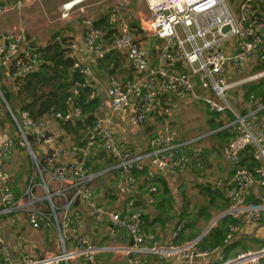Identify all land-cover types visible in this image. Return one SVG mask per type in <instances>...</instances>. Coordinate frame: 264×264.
<instances>
[{"label":"built area","instance_id":"1","mask_svg":"<svg viewBox=\"0 0 264 264\" xmlns=\"http://www.w3.org/2000/svg\"><path fill=\"white\" fill-rule=\"evenodd\" d=\"M28 0H0V16L9 3L21 6ZM78 0H72L75 2ZM86 0H82L78 6ZM71 2V1H70ZM232 2V3H231ZM77 6V5H76ZM63 18L73 7L63 5ZM150 17L142 20L141 29L163 43L161 64L152 66L135 31L118 8L109 14V24L115 30L110 41L103 39L105 31L89 23L81 41L68 40L73 59L72 70L81 79L73 82L67 99V111L57 113L64 121L84 119L77 102L80 90L91 87L93 72L75 59L80 49L92 52L98 59L108 54L125 53L137 74L136 80L109 76L108 103L114 112L131 110V121L142 125L146 120L165 118L171 112L170 97L179 100L203 101L214 114L230 113L231 119L211 132L190 139L166 126L149 141L142 152L131 150L120 141L109 124L97 123L84 145L76 142L61 144L20 107L14 110L0 88V95L15 126L14 133L0 129V259L2 264H71L82 260L87 264H102L100 256L124 255L123 264H264V240L244 252L226 253L223 247L202 249L199 242L227 216L237 222L227 224L225 243L233 242L243 227L264 224V101L251 93L243 96L242 108L235 106V90L244 83L264 77L262 73L242 76L253 64L264 65V0H154L149 1ZM229 26L227 32L223 28ZM60 38H57L59 40ZM187 66L181 71L177 64ZM44 59L32 46L24 31L0 34V72L14 83L40 69ZM195 81L213 98L195 93ZM93 96V93L92 95ZM104 104H99L103 108ZM224 136L221 155L233 164L231 175L221 183L229 202L228 209L211 220L207 228L194 239L178 243L185 222H180L169 240H164L158 226L151 229L146 219L147 208L159 193L154 182L159 175L181 176L187 171L202 169L206 149L201 141ZM218 138V137H217ZM217 141H220L218 138ZM215 145L217 142H213ZM17 152L26 153L41 176L32 175L22 197H18L3 161ZM106 152L113 159L107 170H95L91 158ZM250 156L254 166L239 165L242 156ZM109 171L121 176L119 201H101L94 183ZM145 179L146 203L135 195ZM44 175H48L47 181ZM52 184L55 188H52ZM43 189L45 194L39 195ZM257 200V203L252 200ZM79 201L76 204V201ZM120 204V205H119ZM24 211L33 229H52L56 236L51 252L33 253L20 248L18 257L5 238L6 223L2 217ZM89 225V226H88ZM107 228L108 239L96 242L94 229ZM131 242V244L121 243ZM115 263V262H114Z\"/></svg>","mask_w":264,"mask_h":264},{"label":"crops","instance_id":"2","mask_svg":"<svg viewBox=\"0 0 264 264\" xmlns=\"http://www.w3.org/2000/svg\"><path fill=\"white\" fill-rule=\"evenodd\" d=\"M137 6H141V7L139 8ZM114 8H118L121 15L125 17L128 21L136 16L140 20L139 25L141 24L142 20L149 18V17L144 18L147 16V15L144 16V13L148 10L146 0H86L79 5L80 13H77L73 18L67 21L63 29L61 28V30L57 32L56 34L58 35L57 38L61 36V37H69V39L73 38L77 41H81L83 32L90 23L93 26L96 25L100 28H103V30L105 31L103 39L105 41H110L115 36V30L114 28H112L111 29L112 33H109L110 29L107 30L105 21L107 20V24L110 26L109 14ZM121 8H123V10H121ZM135 35H136V39L144 47L146 57L149 63L152 66H158L159 64H161L160 58L163 49L162 41L157 39L156 37H153L150 34H147L143 30L139 33L135 32ZM54 37L55 36H53L50 40H53ZM30 42L32 46L36 48L45 47L48 44V42L45 45L38 44L34 40ZM67 54L68 56L71 57L72 53L70 49L68 50ZM73 56L75 57V59L88 65L93 72L91 78V87L93 90L92 98H96L98 101V105L93 114V116L97 121L96 124L97 123H100L101 125L109 124L113 129V131L116 133L117 137L120 139V141L124 142L133 151L142 152L144 150H147L149 147V141L153 137V135L156 134L161 129H163L164 127L170 126V124L175 122V119L173 118V113L178 111L181 105L187 103L186 104L188 106L187 108H190V106H192V104L195 103L205 104L203 101L193 102V100L190 98L185 100H179L173 95H168L171 100L170 101L171 112L167 117L165 118L153 117L146 120L142 125L139 126L134 125L131 121V110L127 109L126 111L121 113L114 112L108 103V95H107L108 87H109V76L111 74L118 76L122 80L137 79V74L135 70L131 67L127 55L125 53H114L111 54L107 59L101 60L98 59L92 52L86 49H80L79 51L73 53ZM44 63H46V65H50V61L48 62L44 61ZM177 66L181 71L183 72L187 71V66H184L183 63L180 62L179 64H177ZM252 67L253 65L250 68L252 69ZM61 69H62L61 67L58 68L59 71ZM45 71H48L50 74L52 73L51 72L52 70H50V68H48ZM73 73H74L73 70L70 68L66 76H64L63 78L59 76L57 77L56 80H53L51 83L43 86L42 88L43 96L56 91V86L61 87V83H68L69 85H71L73 79ZM0 81H2L10 90H12V92L15 91L14 83L7 82L8 78L5 77L3 73L0 74ZM194 88H195V93L199 97L202 98L214 97L213 93L210 90L203 89L197 81H195ZM237 90H235V95L237 94L236 93ZM36 96L37 94L33 95L32 99H34ZM32 99H30L28 102H31ZM242 99L243 97H239L238 94L233 99L235 106L240 109L243 106ZM101 103L104 104L103 108H99V104ZM204 106L206 107V105ZM9 119L12 123L11 118ZM59 121L60 119H58L55 115L48 114L40 121V123L48 131V133L56 137L58 141L62 137V142L59 141V143L69 144L75 142V140H73L71 136L65 134ZM6 126L7 128L4 129L5 134L7 133L10 134L15 132L14 125L12 129H9L8 125ZM179 128L180 129L178 131L181 137L187 138L183 133L180 132L184 128V123H182V121L179 122ZM93 131L95 132L94 128L88 127L86 130L82 131L81 133L82 135H86L85 139L87 140L89 135ZM217 140H218L217 137L216 138L211 137L210 139L204 140L205 142L203 144H200L202 147L206 149L205 159L203 158L204 160L203 166L206 165V163L211 159V157H213V154L215 152L221 154V152L216 151V149L213 147L214 144L213 142ZM25 155L28 157L26 153L17 152L9 159L3 161V167L8 172H11V177H12L11 180L18 197L23 196L27 188L29 178L31 177L32 174L30 173V175L25 176V172L22 171L21 166L17 164V158L18 157L24 158ZM91 163H92V167L96 170L97 169L107 170L112 165L113 159L106 152H97L91 158ZM225 164L229 168H234L233 164H229L226 162ZM201 171L202 169L196 170L197 175H200ZM192 172L194 173L193 170L187 171L184 175H188ZM230 172L232 171H228L226 173V177L224 179L228 178L231 175ZM165 177L168 179L167 183L170 187V184L172 183L169 181L170 180L169 178H173V176L166 175ZM94 184L97 188L98 198L102 202L108 200H112V201L117 200L120 203L122 202L121 200L124 198V196L121 192V176L116 171L106 172L101 177L100 181ZM146 188H147V183L143 181L142 185L140 186V188L138 189L135 195V198L141 204L146 203V195H147ZM38 194L42 195L40 193ZM156 200L157 197L155 199V202L153 204L147 205L146 208H147V215L150 217V220L159 221V219H164L165 216L166 217L168 216L166 215V211H164L161 208L162 204L160 203L156 204ZM219 215L214 216L213 218L215 219ZM12 216L14 220L13 223L10 222L11 221L10 216L2 217L1 221L6 223L4 229L5 238L9 242V244L13 247L16 256L21 257L20 248L24 245L28 252H33L36 254L43 253L46 251L51 252L52 250L55 249L56 236L52 229L49 228H42L39 230L33 229L28 223L26 213L24 211L16 212ZM210 221L206 222L204 230L207 228ZM203 231H201L200 233H202ZM91 235L93 236V239L96 242H102L108 239V230L107 228L94 229L91 232ZM160 235L163 237L164 240H169L171 237V231L166 228L164 229V232L162 231L160 233ZM239 235H241V237L245 236L248 240L247 241L248 244H250L253 238L255 240V238L258 237H264V224L260 223L259 225L254 227L244 226ZM52 236L53 237L55 236L53 241V245H54L53 249L49 247ZM125 241L126 240H123L121 243L131 244V242H125ZM182 241H187V240H181L180 242ZM233 250H235V248H233ZM124 258L125 257L122 254H117V255L108 254V255L100 256V260L102 264H107V261L116 262L117 260H120L121 264H123ZM2 262H3L2 259H0V264H2ZM84 264L87 263L84 262Z\"/></svg>","mask_w":264,"mask_h":264},{"label":"rangeland","instance_id":"3","mask_svg":"<svg viewBox=\"0 0 264 264\" xmlns=\"http://www.w3.org/2000/svg\"><path fill=\"white\" fill-rule=\"evenodd\" d=\"M70 1L72 0H28L23 1L21 6L9 3L7 11L0 16V34L21 30L25 32L30 41L34 40L38 44L45 45L61 30V28L63 29L67 21L73 18L77 13H80L79 6L77 5L71 10L68 17H62V7L65 3ZM149 1L151 2L154 0H146L148 10L144 13V16L147 15L144 18L150 17ZM137 7L140 8L141 6ZM121 10H123V8H121ZM128 22L131 26L138 27L140 20L135 16ZM255 67V64H253L252 69H247L242 76L236 75L235 79L248 78L263 72V70L254 69ZM259 81H264V77L244 83L236 93L239 97H243L247 90L253 88V92L251 93L257 94V92L264 89V85L252 87ZM7 82L11 83L12 80L8 79ZM0 88L4 96L6 92H12L2 81H0ZM12 93H15V91ZM13 95L15 96V94ZM236 95H234V97ZM19 102V99L13 97L12 101L8 103L14 110H17L21 107V103ZM193 102H197V100H193ZM186 104L187 103L181 105L178 111L173 113L175 122L170 124L171 127L179 130V122L182 121V123H184V128L180 132L183 133L187 139L194 136L205 135L214 130L220 121L219 117L209 112L207 107L204 106L205 104L195 103L192 104L190 108H187L188 106ZM9 118L8 109L0 95L1 130L4 131V129L7 128L6 125H8L9 129L13 128ZM204 142L205 141L202 140L201 144ZM221 157L222 155L220 153L215 152L213 157L202 167L200 175H196L192 172L188 175L169 178V181L172 183L169 187V193L166 194L164 189L160 188L156 200V204H162L161 208L166 211L168 217L165 216L164 219H160V221L154 223V225L150 226L151 229H155L159 226L164 232V229L167 228L171 231L172 235L175 227L183 221L185 222V227L182 229L181 234L188 237L190 235L199 234L204 230L207 221L203 216L199 215V210H209L214 216L224 212L222 208L224 203L223 198L218 197L215 192L222 191L221 183L226 177V173L228 171H233L234 168L227 167ZM17 164L21 166V170L25 172V176L32 173L31 176L34 175L35 179L41 182L40 173L29 156L27 157L25 155L24 158L18 157ZM8 173L11 174V172ZM44 177L47 181L49 180L48 175H44ZM166 180L168 179L166 178ZM207 185L210 186L211 192L214 193L213 195H208L206 191ZM52 188H55V185L52 184ZM38 193L42 195L45 194L42 188L38 190ZM213 196L215 197L214 202H212ZM114 201L115 200H113V202ZM54 238L55 236H52L50 240L51 243L49 247L51 249L54 248ZM236 240L234 242L237 243L236 247H234L235 250H233L234 254L254 248L264 240V237H258L255 238V240L253 238L250 244H248V240L245 236H242L240 241ZM71 264H84V262L82 260H76ZM107 264H121V262L120 260H117L115 263L113 261H107Z\"/></svg>","mask_w":264,"mask_h":264},{"label":"trees","instance_id":"4","mask_svg":"<svg viewBox=\"0 0 264 264\" xmlns=\"http://www.w3.org/2000/svg\"><path fill=\"white\" fill-rule=\"evenodd\" d=\"M105 24L107 30L110 29L109 33H112L111 30L112 27L107 24V20L105 21ZM131 27L136 33L142 31L140 25L138 27H133V26ZM57 36L58 35H55L54 39L50 40L45 47H38L39 51L42 53V57L44 61L45 62L50 61V65H46V63H43L42 67L38 69L39 71L37 70L31 73L22 80H16V83L19 86L18 90L15 93L6 92L5 95V98L8 102H11L13 97L19 99L20 100L19 103H21L22 109L28 111L31 114V116L37 121H41L48 114H52L55 116L57 113L64 114L68 109L66 102L68 97L71 95L70 89L73 85V82L77 79H81L77 73H73V79L71 85H69L68 83H61V87L56 86V91L43 96L42 93L43 86L51 83L53 80H56L57 77L59 76H61V78L66 76L69 72V69L72 68L73 65V59L67 54L69 48L66 47L68 45V40H70L71 38L69 39V37L60 36L59 37L60 39L57 40ZM110 55L111 54L106 55L101 60L107 59ZM59 67L62 68L60 71L58 70ZM48 68L52 70L51 74L48 71H45ZM254 69L264 70V65L259 67L256 66ZM0 74H2V72H0ZM260 85H264V81H259L252 87H257ZM251 92H253V88L247 90L244 96H248L249 94H251ZM92 93H93L92 88L86 86L80 90L79 96L77 98V102L79 103L82 112L85 115L84 119H78L75 120L74 122L64 121L61 119L59 121L65 134L71 136L73 140H75V142L79 145H84L86 142L85 139L86 135H82L81 132L86 130L88 127L94 128L97 122L93 114L98 105V101L96 98H92L91 96ZM13 94H15V96ZM35 94H37V96L34 99H32L33 95ZM256 95H258L262 99V101H264V89L257 92ZM30 99H32L31 102H28ZM212 114L220 118L219 119L220 121L218 122V124L214 129L220 127L225 120L232 118V115L230 113H223V114L212 113ZM217 137L220 139V142L223 144L224 136L221 133H219ZM221 143H216L215 145H213V147L218 152H221V146H220ZM251 160L252 158L250 156L247 155L242 156L239 165H247L248 167L254 166V162H251ZM194 173L197 175L196 171H194ZM142 176H144L145 183H148V180L145 179L146 178L145 175L142 174ZM154 182L158 185L159 190L160 188H162L164 189V192L166 194L169 193L170 188L165 176L159 175L157 178H155ZM210 189H211L210 186L207 185L206 191L208 195H213L214 193L211 192ZM215 194H217L218 197L223 198L224 203L222 208L224 209V211H226L228 209L229 202L225 197L223 191L220 192L216 191ZM214 201H215V197L213 196L212 202ZM252 202L257 203V200L256 199L252 200ZM198 213L200 216H203L206 221H210L214 219L213 218L214 215L209 210L201 209L199 210ZM146 219L148 220V223H150L149 226L154 225V223L158 221V220H150V217L148 215L146 216ZM229 222H237V220L230 216H227L224 219H222L216 228L210 230L202 238V240L199 242L200 247L202 249H214L217 247H223L226 253L232 251L233 248L236 247L237 245V243H234L235 240L237 239L236 241H240L241 235L237 234L234 237L233 242L225 243L228 232L227 224ZM199 234L190 235L188 237L184 236L183 234H180V237L178 238V243H180L181 240L188 241L194 239Z\"/></svg>","mask_w":264,"mask_h":264},{"label":"water","instance_id":"5","mask_svg":"<svg viewBox=\"0 0 264 264\" xmlns=\"http://www.w3.org/2000/svg\"><path fill=\"white\" fill-rule=\"evenodd\" d=\"M230 29V27L229 26H225L224 28H223V32H227L228 30ZM59 141L60 142H62V137L59 139ZM217 143H221L220 141H216ZM221 147H222V145H220ZM11 179H12V177H11ZM78 200L76 201V204H78Z\"/></svg>","mask_w":264,"mask_h":264},{"label":"bare ground","instance_id":"6","mask_svg":"<svg viewBox=\"0 0 264 264\" xmlns=\"http://www.w3.org/2000/svg\"><path fill=\"white\" fill-rule=\"evenodd\" d=\"M82 0H78V1H75V2H69L70 3V7H75L76 5H78Z\"/></svg>","mask_w":264,"mask_h":264}]
</instances>
